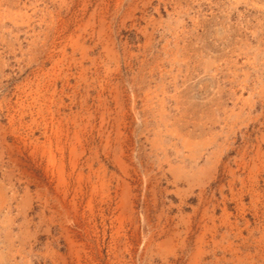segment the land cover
I'll use <instances>...</instances> for the list:
<instances>
[{"label": "rangeland", "instance_id": "rangeland-1", "mask_svg": "<svg viewBox=\"0 0 264 264\" xmlns=\"http://www.w3.org/2000/svg\"><path fill=\"white\" fill-rule=\"evenodd\" d=\"M0 264H264V0H0Z\"/></svg>", "mask_w": 264, "mask_h": 264}]
</instances>
